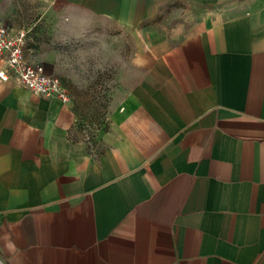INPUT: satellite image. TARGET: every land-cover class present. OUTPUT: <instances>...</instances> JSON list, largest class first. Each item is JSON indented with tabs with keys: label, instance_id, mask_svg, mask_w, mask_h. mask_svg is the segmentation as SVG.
<instances>
[{
	"label": "crops",
	"instance_id": "1",
	"mask_svg": "<svg viewBox=\"0 0 264 264\" xmlns=\"http://www.w3.org/2000/svg\"><path fill=\"white\" fill-rule=\"evenodd\" d=\"M0 22L51 74L57 32L126 81L103 119L0 80V264H264V0H0Z\"/></svg>",
	"mask_w": 264,
	"mask_h": 264
},
{
	"label": "rangeland",
	"instance_id": "2",
	"mask_svg": "<svg viewBox=\"0 0 264 264\" xmlns=\"http://www.w3.org/2000/svg\"><path fill=\"white\" fill-rule=\"evenodd\" d=\"M46 40L62 54L61 61L67 65L66 74L71 76L70 79L59 76L61 82L65 86L70 85L76 93V98L83 104L94 100L96 117L105 119L108 116L109 108L123 96L124 90L121 88L126 87V81L122 79L121 75L111 72L109 64L106 65L104 73L101 71L100 58H95V53H106L102 42L85 43L72 36L68 40L66 35H58L57 32L48 35ZM78 53H87L88 55L87 71L85 72L79 73L80 58ZM89 113L90 111L84 112V119L89 116ZM82 126L87 128L89 125L87 122H82Z\"/></svg>",
	"mask_w": 264,
	"mask_h": 264
},
{
	"label": "built area",
	"instance_id": "3",
	"mask_svg": "<svg viewBox=\"0 0 264 264\" xmlns=\"http://www.w3.org/2000/svg\"><path fill=\"white\" fill-rule=\"evenodd\" d=\"M26 41V31L14 32L0 22V57L6 61V67L0 70V80L13 77L18 84L36 94L68 100V92L58 76L47 72L44 65L26 59Z\"/></svg>",
	"mask_w": 264,
	"mask_h": 264
}]
</instances>
